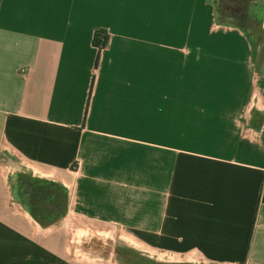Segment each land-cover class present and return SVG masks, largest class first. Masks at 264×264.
<instances>
[{"label":"crops","instance_id":"1","mask_svg":"<svg viewBox=\"0 0 264 264\" xmlns=\"http://www.w3.org/2000/svg\"><path fill=\"white\" fill-rule=\"evenodd\" d=\"M248 2L257 47L216 0H0V264H67L65 228L15 190L25 169L72 178L74 215L157 233V258L264 264V0Z\"/></svg>","mask_w":264,"mask_h":264},{"label":"rangeland","instance_id":"2","mask_svg":"<svg viewBox=\"0 0 264 264\" xmlns=\"http://www.w3.org/2000/svg\"><path fill=\"white\" fill-rule=\"evenodd\" d=\"M216 2L220 15H232L229 9L238 8L235 23L241 27H252V31L256 27L251 11L257 13L258 20L262 9L260 5L251 7L249 2L233 0ZM13 177L21 202L28 205L40 225L51 227L60 224L65 228L67 264H189L177 262L180 258L170 255L161 258L158 254L157 258V245L153 243L157 233H146L145 241L137 233H127L113 224L74 215L72 178L62 185L38 178L26 169ZM63 215H66V220L61 222Z\"/></svg>","mask_w":264,"mask_h":264},{"label":"trees","instance_id":"3","mask_svg":"<svg viewBox=\"0 0 264 264\" xmlns=\"http://www.w3.org/2000/svg\"><path fill=\"white\" fill-rule=\"evenodd\" d=\"M233 1H235V2H239V1L248 2V0H233ZM237 9L238 8L229 9L230 14H232V15H220L219 9L217 8V5H216L215 11L217 14V22H219V24H222V25H228V26L240 28L246 34L248 39L251 41V43L253 44V47H257V33L259 30V21L256 19V16L251 12V16L253 18H255V20H256V27L253 28V31H252V27L251 28L250 27H247V28L241 27L240 25L235 23V21H236L235 15H238ZM108 41H109V36H108L106 31L101 30V31L95 32L94 38H93V46L99 50V54H100V51L108 45ZM99 54H98V58L96 60L95 66L98 65ZM261 203L264 204V187H263Z\"/></svg>","mask_w":264,"mask_h":264},{"label":"built area","instance_id":"4","mask_svg":"<svg viewBox=\"0 0 264 264\" xmlns=\"http://www.w3.org/2000/svg\"><path fill=\"white\" fill-rule=\"evenodd\" d=\"M15 202V201H14ZM17 202V201H16Z\"/></svg>","mask_w":264,"mask_h":264}]
</instances>
